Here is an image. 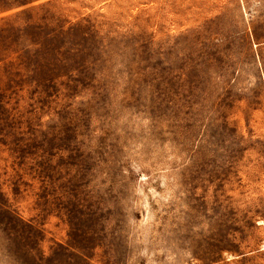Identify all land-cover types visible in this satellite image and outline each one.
Wrapping results in <instances>:
<instances>
[{
    "label": "rangeland",
    "instance_id": "374dc122",
    "mask_svg": "<svg viewBox=\"0 0 264 264\" xmlns=\"http://www.w3.org/2000/svg\"><path fill=\"white\" fill-rule=\"evenodd\" d=\"M0 264H264V0H0Z\"/></svg>",
    "mask_w": 264,
    "mask_h": 264
}]
</instances>
